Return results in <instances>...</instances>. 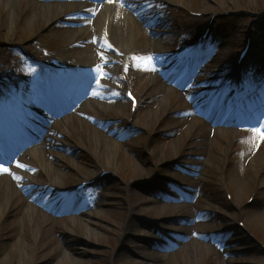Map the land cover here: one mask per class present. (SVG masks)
Listing matches in <instances>:
<instances>
[{
    "label": "rangeland",
    "instance_id": "1",
    "mask_svg": "<svg viewBox=\"0 0 264 264\" xmlns=\"http://www.w3.org/2000/svg\"><path fill=\"white\" fill-rule=\"evenodd\" d=\"M132 4L135 16L148 15L144 32L133 36L137 54H119L117 65L103 56L100 65L108 74L101 75L97 67L94 73L97 83H108V94H95L102 83L94 89L81 85L77 95L86 94L89 101L77 103L56 121L64 131L57 138L64 142L35 144L42 149L34 156L39 165L54 160L53 152L65 163L73 162V168L63 169L60 188L72 190L87 178L94 182L63 196L69 211L57 214L47 208L61 192L38 187V213L55 224L31 233L17 209L12 211L0 223V264L16 237L23 245L13 251H22L23 264H264V136L247 137L228 128L245 124L257 133L264 125V0ZM196 17L193 27L190 21ZM163 18L166 22L160 25ZM68 20L57 21L38 37L22 20L8 40L0 41V86L16 85L11 88L15 109L10 116L35 122L37 138L48 124L35 118L34 111L21 112L34 100L27 64L42 62L44 68L75 60L76 49L58 31ZM205 28L206 37L197 42ZM153 32L155 44L149 45ZM248 38L249 50L237 63ZM142 49L143 55L138 53ZM186 52L191 65L184 66L180 62ZM90 58L83 52L76 61L87 63ZM40 78L37 73L32 80ZM128 87L138 99L135 110L125 95ZM237 93L239 105H234ZM217 108L226 109L232 122H219ZM89 130L91 139L82 135ZM19 179L24 189L32 186ZM15 258L12 253L8 264H15Z\"/></svg>",
    "mask_w": 264,
    "mask_h": 264
},
{
    "label": "bare ground",
    "instance_id": "2",
    "mask_svg": "<svg viewBox=\"0 0 264 264\" xmlns=\"http://www.w3.org/2000/svg\"><path fill=\"white\" fill-rule=\"evenodd\" d=\"M15 1L16 0H0V41H2L3 38L8 40V38L14 34L13 31H16V27L22 20H24L30 34L38 37V34L44 35L43 33L46 30L49 28L51 29L52 24L67 18L69 20L62 24V27L58 28V31H60V37L64 39L65 44L76 49V54L73 55L75 60L65 61V64L60 61L56 66H47L44 68H42V62H29L27 64L29 70L26 75V81L32 84L31 87L33 86L32 89L34 91L32 92V97L35 103L36 101H41L42 94L45 91L44 88L46 86L50 87L56 75H61L60 78H62V80L68 81L72 75L80 72L82 76L77 80L75 86L82 83L94 89L97 87L96 85L102 83V87H99L98 90L95 91V94H98L99 97L106 96L108 91H106L104 87H107L108 83L106 81H98L99 83H97L96 73H94L97 65H100L103 56H106L110 61L109 63H112L119 61V54L122 55L123 53L125 57L136 55L137 53L134 52L132 47L134 41L133 36L134 34L140 35L144 32L143 24L148 16L145 12H139V17L135 16L136 8L132 4L134 0H123V3L122 0H119L120 3L125 6V10L122 11L119 10L118 2L113 5L112 8H109L106 5L107 0H92L94 1L93 4H87L83 7L78 6L75 2H66L67 0H19L17 3H14ZM79 8H81L82 11L80 13L75 12L76 9ZM101 14H103V16H101ZM198 21L199 19L196 17L191 20L190 23L194 27L198 24ZM165 22L166 19L163 18L160 19L159 24L161 25ZM127 24L131 26L132 36H130L131 31L127 30ZM138 24H140V26H138ZM156 32H153L154 35L148 38L147 44H155L154 39ZM52 34H54V32ZM38 40L39 38L35 42V46ZM37 51L40 52L38 49ZM83 52L90 55V62L85 63L84 61H76L77 54ZM138 53L143 55L146 53V50L142 49V51ZM16 57L19 58V55L16 54ZM19 60H22V58ZM44 60L45 59H42V61ZM116 62L115 64L117 65L118 62ZM123 66L125 67L124 63ZM102 69H104L103 73L108 74V70L105 66ZM37 73L41 78L38 80L39 82L37 81L36 83V80L33 81L32 79ZM92 73L93 77L90 76ZM34 83H36V86ZM75 86L72 90L75 89ZM2 90V95L6 92L10 93L6 88ZM66 99H68V96ZM70 99H74L71 103L83 101L75 98L74 94L69 97V100ZM86 100L89 101L87 98ZM71 103H65V105L57 111L56 115L64 114L58 118L56 117L54 120H52V118L50 122H48V127L45 128V132L39 134V141L44 146L52 147L59 141H63L62 137L57 138V135H64V131H61L56 121L62 119L64 116H68L66 115V111L73 106ZM94 105H96L95 102ZM99 110H101V108H99ZM30 112L31 110H29V108L24 107L22 113L29 114ZM54 131L56 133H54ZM92 133V130H89L87 132H82V135L86 136L85 138L87 139H91L93 136ZM25 142L24 147L28 149L26 152L24 151L21 153V157L18 158L20 161L15 167H8L9 171L0 170V223L3 222L8 214L13 213L12 211L17 209V214L21 217V221L24 225L30 229L31 233L38 234L42 226L51 228L54 226L52 224L55 223H53L54 221L52 218L50 221H47V219L39 215L38 207L40 206V200L42 198L39 194L36 195V189L40 186L47 185L50 188L48 189L49 192L55 190L60 191L62 196L58 197L47 210H50V213L54 214L68 212L69 210L64 209L66 199L63 196L69 195V193L63 188H60L59 183L61 181V175L64 173L63 169L73 168V162L65 163L63 160H60L56 152H53L51 154H53L52 157H54V160H52V158L49 162H43L39 165L37 161H35L34 156H36L37 151L40 149L37 150V145H35V143L29 142L28 140ZM17 149H19V147L14 148L13 152L17 151ZM40 152H42V149ZM29 159H31V162H29ZM23 167L25 169L24 173L20 171V168ZM33 169L38 170L39 173L33 175ZM104 169H106V167H103V170ZM20 176L26 179L32 186L24 189V183L19 179ZM96 179H99V177H96ZM20 187L24 191L20 190ZM14 226H16V224ZM82 233L87 236L90 234V231L82 228ZM22 245L20 238H14V241L8 246L6 257L2 259L3 263L8 264L10 255L15 253L16 258L14 263L23 264L25 256L22 258V251L19 254L17 251H13L17 246L22 247Z\"/></svg>",
    "mask_w": 264,
    "mask_h": 264
},
{
    "label": "snow or ice",
    "instance_id": "3",
    "mask_svg": "<svg viewBox=\"0 0 264 264\" xmlns=\"http://www.w3.org/2000/svg\"><path fill=\"white\" fill-rule=\"evenodd\" d=\"M122 3H123V0H122ZM143 59H146L148 61H151V57H145ZM145 66H148V65H145ZM97 72H99L101 75H104L105 74L102 71V66L101 65H97ZM255 130H257V129H254V131ZM259 131H260L261 135L264 136V125H261ZM0 170H2V171H9V169L6 168L3 164H0Z\"/></svg>",
    "mask_w": 264,
    "mask_h": 264
}]
</instances>
